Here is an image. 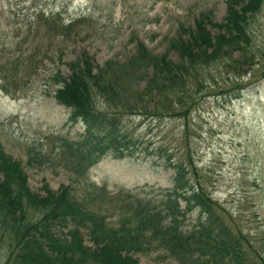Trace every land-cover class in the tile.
<instances>
[{
  "label": "rangeland",
  "instance_id": "374dc122",
  "mask_svg": "<svg viewBox=\"0 0 264 264\" xmlns=\"http://www.w3.org/2000/svg\"><path fill=\"white\" fill-rule=\"evenodd\" d=\"M226 7V0H0V141L21 162L29 188L43 192V184L52 190L68 185L86 207L117 225L123 200L136 196L163 207L172 164L183 162L188 178L222 205L264 257V0L248 24L253 56L246 74L210 62L199 82H186L182 102L156 112L126 109L120 124L130 142L123 158L107 154L81 172L60 147L63 138L80 140L84 129L67 121L70 109L53 96L55 79L70 73L69 62L83 51L98 66L125 62L136 39L153 54L165 53L166 38L181 24H193L208 11L219 23ZM168 56L178 61L175 52ZM143 71L139 79H122L129 80L125 99L138 105L136 93L152 74L150 67ZM95 105L114 111L122 103L95 97ZM196 219L195 210L184 213L182 230H192ZM82 236L90 246L85 229ZM8 248L0 227V264ZM132 256L137 264H223L201 252L173 255L157 243Z\"/></svg>",
  "mask_w": 264,
  "mask_h": 264
},
{
  "label": "trees",
  "instance_id": "16d2710c",
  "mask_svg": "<svg viewBox=\"0 0 264 264\" xmlns=\"http://www.w3.org/2000/svg\"><path fill=\"white\" fill-rule=\"evenodd\" d=\"M262 2L226 0V15L219 23L209 11L200 13L193 24H181L174 36L166 38L167 51L162 54H153L136 39L135 51L125 62L108 60L98 66L86 51L69 62L70 73L55 79L58 86L53 96L70 109L68 122L83 125L80 140H60V147L71 154L79 171L86 172L107 154L125 157L130 141L120 124L123 112H156L163 104L182 102L189 90L186 82H199L200 72L210 62L221 61L238 76L246 74L253 56L248 24ZM237 51L241 54L235 58ZM169 52H175L178 61L170 59ZM149 67L152 74L136 93L140 104L125 99L129 80L139 79ZM95 97L108 105L120 101L122 106L114 111L99 109ZM172 167V187L164 194L163 207L131 197L121 201L123 211L117 225H109L105 215L86 207L68 185L52 190L43 184V192H33L21 162L6 153L0 141V227L9 239L5 264H137L132 254L152 243L173 255L187 250L223 264H264L251 237L233 224L200 184L188 178L183 162ZM192 210L197 212L196 222L184 232L180 218ZM82 229L89 234L90 246L83 241Z\"/></svg>",
  "mask_w": 264,
  "mask_h": 264
}]
</instances>
